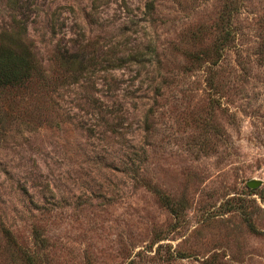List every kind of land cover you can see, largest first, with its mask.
Masks as SVG:
<instances>
[{
	"label": "rangeland",
	"instance_id": "374dc122",
	"mask_svg": "<svg viewBox=\"0 0 264 264\" xmlns=\"http://www.w3.org/2000/svg\"><path fill=\"white\" fill-rule=\"evenodd\" d=\"M21 45L0 264H264V0H0Z\"/></svg>",
	"mask_w": 264,
	"mask_h": 264
},
{
	"label": "trees",
	"instance_id": "16d2710c",
	"mask_svg": "<svg viewBox=\"0 0 264 264\" xmlns=\"http://www.w3.org/2000/svg\"><path fill=\"white\" fill-rule=\"evenodd\" d=\"M39 72L35 56L26 45L0 46V91L24 86Z\"/></svg>",
	"mask_w": 264,
	"mask_h": 264
},
{
	"label": "water",
	"instance_id": "95a60500",
	"mask_svg": "<svg viewBox=\"0 0 264 264\" xmlns=\"http://www.w3.org/2000/svg\"><path fill=\"white\" fill-rule=\"evenodd\" d=\"M249 185H250V187H256L257 186V183L251 182Z\"/></svg>",
	"mask_w": 264,
	"mask_h": 264
}]
</instances>
